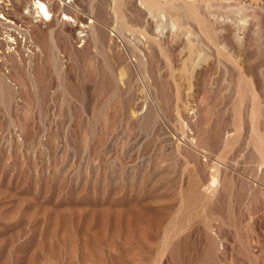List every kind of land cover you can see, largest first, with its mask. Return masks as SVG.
<instances>
[{"label":"rangeland","instance_id":"rangeland-1","mask_svg":"<svg viewBox=\"0 0 264 264\" xmlns=\"http://www.w3.org/2000/svg\"><path fill=\"white\" fill-rule=\"evenodd\" d=\"M0 0V264H264V0Z\"/></svg>","mask_w":264,"mask_h":264},{"label":"built area","instance_id":"built-area-1","mask_svg":"<svg viewBox=\"0 0 264 264\" xmlns=\"http://www.w3.org/2000/svg\"><path fill=\"white\" fill-rule=\"evenodd\" d=\"M15 20L11 19L7 13L0 7V27H3L5 29L15 26ZM22 40V34L16 32L13 34V36L9 37L7 40V45L4 47V49L0 50L1 54H4L5 52H11L15 48L18 47V43Z\"/></svg>","mask_w":264,"mask_h":264},{"label":"bare ground","instance_id":"bare-ground-1","mask_svg":"<svg viewBox=\"0 0 264 264\" xmlns=\"http://www.w3.org/2000/svg\"><path fill=\"white\" fill-rule=\"evenodd\" d=\"M36 4H37L36 7H37L38 12L45 14L47 17L51 15L50 9L48 8V5L46 2L42 0H37Z\"/></svg>","mask_w":264,"mask_h":264}]
</instances>
